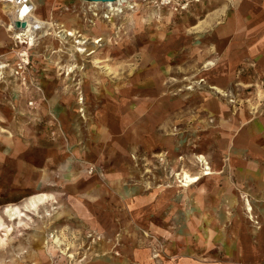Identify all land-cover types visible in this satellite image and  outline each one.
<instances>
[{
	"label": "rangeland",
	"instance_id": "rangeland-1",
	"mask_svg": "<svg viewBox=\"0 0 264 264\" xmlns=\"http://www.w3.org/2000/svg\"><path fill=\"white\" fill-rule=\"evenodd\" d=\"M78 3L32 44L0 5V264H264L250 245L264 197L252 188L233 205L201 186L230 155L215 153L214 117L185 125L189 106L213 99L264 115L262 77L222 85L216 74L224 1L136 0L97 16ZM154 106L167 111L156 125ZM145 133L153 147L129 145ZM184 173L201 177L182 186Z\"/></svg>",
	"mask_w": 264,
	"mask_h": 264
},
{
	"label": "crops",
	"instance_id": "crops-1",
	"mask_svg": "<svg viewBox=\"0 0 264 264\" xmlns=\"http://www.w3.org/2000/svg\"><path fill=\"white\" fill-rule=\"evenodd\" d=\"M31 1L33 11L39 17L55 24H62L69 12L78 11L80 0ZM223 1L221 10L227 13V18H224L218 26L220 37L225 45L223 51L219 53L217 69L219 72L216 71V74L221 77L220 84L229 83L232 77L235 81L236 76L243 78L244 83L251 81L244 76H260L264 79V0ZM86 8H89L88 5ZM245 107H239L236 113H231L226 110L222 102L213 99L205 104L197 105L195 110L193 106H189L191 110L185 115V125L193 119L200 121L197 124H201L206 120L205 117L207 119L210 116L214 117L216 128H212L210 139L215 153L219 157L229 153L230 159L225 165L218 166L217 173L223 172V174L206 177L205 183L200 185L208 184L205 186L208 187L207 191L215 192L216 190L222 199L229 197V204L233 205L240 195L246 191L249 192L252 188L264 197V115L253 116ZM198 108L200 111L197 112ZM151 111L152 115L147 120L153 125L162 121L167 112L160 106H154ZM193 124L195 126V123ZM143 125L147 128L146 122ZM146 134L139 135V140L130 139L129 145L135 144L140 148L144 147V150L153 147L156 144L155 138ZM105 135L106 140L114 138L109 137L107 133ZM87 155V161L94 159L92 155ZM226 172H229L230 176L226 175ZM152 194L157 196L159 193ZM141 201L138 200V203ZM252 231L256 242L250 245L255 257L258 258L264 251V225L256 229L252 228Z\"/></svg>",
	"mask_w": 264,
	"mask_h": 264
},
{
	"label": "bare ground",
	"instance_id": "bare-ground-1",
	"mask_svg": "<svg viewBox=\"0 0 264 264\" xmlns=\"http://www.w3.org/2000/svg\"><path fill=\"white\" fill-rule=\"evenodd\" d=\"M26 2H28L29 8L26 9V11H23L21 10V6ZM133 2H136V0H116L115 2L89 1L87 2V5L91 13L95 16L97 14L96 11L99 9H103L104 11L113 13L114 11H119L123 4L124 5L127 4L128 6L131 7L130 4ZM0 5L2 8V11L9 18L8 30H11V32L14 34V37L17 39H20V42L27 41L26 43L32 44L33 43L32 41L34 40L36 35H40L41 33H43L47 27L49 26L54 27L55 25V23L46 21L43 18L39 17L33 11L31 0H0ZM61 31H63V33L60 36H64V37H67L68 35L75 36L74 33H72L71 31L69 32L66 29H61L59 31L54 29L55 33H60ZM24 37L26 38V40H23ZM76 37L78 36H75V38ZM75 41L80 43L79 41H81V39L78 38V40L76 39ZM208 64L214 65V62L210 61L208 62ZM212 88L215 90V92L224 94V91L219 86L214 84L212 85ZM203 169H206V170L202 171L201 173L202 175L212 173V170L210 169L209 166L204 167ZM201 174L200 175L196 174L192 176L190 174L188 175L187 173H184L182 175L181 185L190 186L194 182L198 181V179H200ZM47 199H48L47 194H40V195L33 196L31 198V202L29 201V203H31L30 205L32 206V208H34L37 203H43ZM245 206H246L247 211L251 213L250 203L246 202ZM4 210L9 219H15L17 217L20 218V216L22 215L20 214V210L17 206H11V207L6 206ZM2 225L3 223L0 222V227Z\"/></svg>",
	"mask_w": 264,
	"mask_h": 264
},
{
	"label": "built area",
	"instance_id": "built-area-1",
	"mask_svg": "<svg viewBox=\"0 0 264 264\" xmlns=\"http://www.w3.org/2000/svg\"><path fill=\"white\" fill-rule=\"evenodd\" d=\"M197 1L199 0H159L161 5L171 7L174 10L184 9L188 3Z\"/></svg>",
	"mask_w": 264,
	"mask_h": 264
},
{
	"label": "water",
	"instance_id": "water-1",
	"mask_svg": "<svg viewBox=\"0 0 264 264\" xmlns=\"http://www.w3.org/2000/svg\"><path fill=\"white\" fill-rule=\"evenodd\" d=\"M81 1H87V2H89V1H94V2H107V1H109V2H115L116 0H81ZM28 8H29L28 2L24 3L21 6V10H23V11H26V9H28Z\"/></svg>",
	"mask_w": 264,
	"mask_h": 264
}]
</instances>
